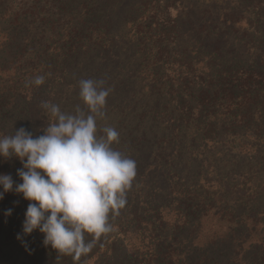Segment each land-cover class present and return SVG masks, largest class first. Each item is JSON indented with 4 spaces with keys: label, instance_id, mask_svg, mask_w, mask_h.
<instances>
[{
    "label": "trees",
    "instance_id": "1",
    "mask_svg": "<svg viewBox=\"0 0 264 264\" xmlns=\"http://www.w3.org/2000/svg\"><path fill=\"white\" fill-rule=\"evenodd\" d=\"M124 2L53 0L48 8L49 0H0L7 54L19 27L77 17L78 29L61 46V86L52 103L62 108L68 87L83 79L82 60L91 61L115 99L125 143L119 151L137 165L127 203L111 220L115 230L75 262L57 260L39 231L26 244L18 240L29 201L5 193L0 264H264V0H207L173 20L165 15L168 0ZM193 17L196 38L183 29ZM225 30L235 35L222 56L216 45L229 36ZM140 72L144 84L128 88ZM39 100L26 102L34 135L50 122ZM13 180L21 182L17 174ZM213 211L227 222L224 233L199 244L202 220Z\"/></svg>",
    "mask_w": 264,
    "mask_h": 264
},
{
    "label": "clouds",
    "instance_id": "2",
    "mask_svg": "<svg viewBox=\"0 0 264 264\" xmlns=\"http://www.w3.org/2000/svg\"><path fill=\"white\" fill-rule=\"evenodd\" d=\"M44 79L37 76L33 83L39 86ZM79 88L84 108L77 105L74 112L42 102L50 118L42 135L24 127L0 134V157L17 158L23 166L17 169L20 183L0 174V200L14 191L29 201L17 239L26 244L25 237L39 231L57 260L70 256L74 262L115 230L111 220L125 207L137 175L135 160L113 147L118 132L105 127L98 134L97 121L106 116L109 96L105 82L81 79ZM11 214L12 209L6 210V216Z\"/></svg>",
    "mask_w": 264,
    "mask_h": 264
},
{
    "label": "rangeland",
    "instance_id": "3",
    "mask_svg": "<svg viewBox=\"0 0 264 264\" xmlns=\"http://www.w3.org/2000/svg\"><path fill=\"white\" fill-rule=\"evenodd\" d=\"M52 1L53 0H49L48 8L54 7ZM131 1L133 0H125L123 5H125V7L129 6ZM217 3L221 4L218 0ZM168 4L170 6L169 12H165V15L169 16V18L173 20L178 15L180 16L185 8L191 7V9H203L204 5L209 4V2H207V0H168ZM53 10L54 13L57 12L55 9ZM187 11L188 10L185 9L184 12L186 13ZM75 13L76 11L73 10L72 15H75ZM118 16L119 17L114 18L117 24H119L122 18L124 19L121 11ZM70 18V15L63 17L60 14L44 20V24H34V21H31L29 25L19 27L18 30L22 31L14 39V49H12L8 54L5 50H3V42L6 38L4 36H0V134L11 135L15 132V128L18 129L20 127H24L31 131L28 127V123L26 122V102L35 96V98L41 97V100H39L40 103L45 102V100L52 103L54 98L53 93L60 91V74L57 72L62 71V69H59L60 62L58 59L59 53L62 49L61 46L68 38V35L75 29H78L77 26L79 25L76 23L77 17L72 16V20ZM193 18L194 19L189 22L190 24L185 23L183 29L186 30V32L193 38H196L197 35L195 31L198 27L196 24H198L199 19L196 17ZM180 19L185 21L184 17ZM242 25L244 26H242L241 31H244L245 26H248L245 21L242 22ZM6 28L9 29V26H3L0 28V31H3ZM125 29L120 30L121 32L124 30V32L131 31L129 27ZM225 32H228L229 36L227 38H222L221 41H219V44L216 45L219 47L220 54L222 56L226 55V53L230 51L228 46L235 35L232 30H225ZM133 35L134 32L132 31V33H130V37ZM204 41L207 43L209 40ZM211 42L215 45L214 40ZM189 43L193 44L192 42ZM194 47L196 46L194 45ZM81 65L83 67H79L78 69L80 70V75H82L83 79H105L103 78L105 75L100 79L98 78L101 76L97 75L94 64L88 59H85V61L82 60ZM197 67L202 69L204 66L197 65ZM140 74L141 72L137 74L136 79L129 84L128 88L136 89L144 84V80H142ZM37 76H43L45 78L44 83L39 86L33 83ZM49 80H51L52 83L48 86L47 84ZM68 88L70 89L69 96L64 98L62 101L61 110L64 112H74L77 105L84 108L83 101L79 96V86H77V88H74V86H70ZM137 98L138 97H136V99ZM114 102L115 99L109 91L105 108L106 116L105 118L97 121L99 130L98 134L100 133V128H114L120 136L118 137V143H115L117 149L119 150L125 143L123 141L124 138L121 137L123 136V130L118 127L116 113L112 110ZM99 121H101L100 124ZM19 164L20 161L17 158L4 159L0 157V174H10L13 177L14 174H17V169L23 167ZM17 179L20 181L18 175ZM23 200L24 198L21 196L19 201ZM226 224L227 222L222 220L221 217L215 214L214 211L209 213L206 217H204L200 225L199 244H207L211 242V239L221 236L224 233V226H226ZM259 233L260 229L252 233V238L255 241L258 239L257 235H259Z\"/></svg>",
    "mask_w": 264,
    "mask_h": 264
}]
</instances>
